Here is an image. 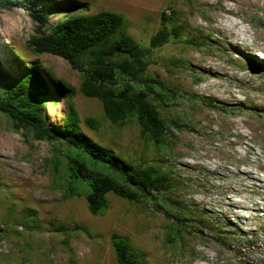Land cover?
<instances>
[{
    "label": "rangeland",
    "instance_id": "obj_1",
    "mask_svg": "<svg viewBox=\"0 0 264 264\" xmlns=\"http://www.w3.org/2000/svg\"><path fill=\"white\" fill-rule=\"evenodd\" d=\"M38 3L50 11L47 32L67 13L101 12L123 16L125 33L147 48L164 15L170 30L180 29L179 40L153 51L147 74L161 94L155 103L162 116L176 125L168 133L171 145L162 149L135 122L111 124L101 103L81 93V71L31 50L39 25L28 12L0 5V95L38 70L57 99L43 108L52 129L65 128L72 105L94 143L133 166L171 173L177 187L152 202L109 195L110 210L94 217L85 197L63 199L66 166L56 172L55 160L65 156L0 113V264H117L114 234L144 255L142 264H264V171L257 161L264 160V140L245 126L264 119V0ZM63 84L74 96L57 94ZM87 119L98 121L99 130ZM237 167L256 173L241 184ZM170 228L182 229L183 246L171 242Z\"/></svg>",
    "mask_w": 264,
    "mask_h": 264
},
{
    "label": "trees",
    "instance_id": "obj_2",
    "mask_svg": "<svg viewBox=\"0 0 264 264\" xmlns=\"http://www.w3.org/2000/svg\"><path fill=\"white\" fill-rule=\"evenodd\" d=\"M16 4L39 25L37 36L29 42L34 54L57 56L81 71V93L101 103L111 124L124 127L135 122L141 136L156 147L166 149L171 145L168 133L176 125L162 116L155 103V96L161 94L147 77L153 51L180 38L179 28L170 30L166 26L165 15L161 28L147 48L125 33V20L117 13L101 12L90 16L67 13L64 21L47 32L44 28L50 11L38 0H0L6 10ZM2 75L0 62V77ZM58 88L57 94L64 98L75 94L65 84ZM50 99L57 100L47 81L33 68L19 83L6 86L4 94L0 95V113L9 117L18 131L31 134L36 141L49 143L57 156H65L63 161L55 160L56 172H59V165L66 166L64 200L85 197L91 215L100 217L111 208L109 195L129 202L148 198L152 202L155 194L168 193L177 187L171 173L152 166H133L94 143L82 132L79 116L72 105L65 118V128L59 132L52 129L43 115V108ZM85 123L94 130L100 128V123L94 119H87ZM58 146H63L65 155H61ZM181 212L180 209L178 213ZM183 212L186 216L193 214ZM170 229L171 242L176 246L181 244L182 229ZM112 243L117 264H142L144 255L132 247L128 238L114 234Z\"/></svg>",
    "mask_w": 264,
    "mask_h": 264
},
{
    "label": "bare ground",
    "instance_id": "obj_3",
    "mask_svg": "<svg viewBox=\"0 0 264 264\" xmlns=\"http://www.w3.org/2000/svg\"><path fill=\"white\" fill-rule=\"evenodd\" d=\"M252 2V1H251ZM242 4H244V3H242ZM246 4V3H245ZM229 14V13H228ZM264 39V38H263ZM261 57H263L262 55H260ZM260 109H263V108H260ZM245 125V124H244ZM247 128H250V129H252L253 130V132H254V135H252L253 136V138L254 139H261V140H264V119H262V121H261V123H260V125L257 127V126H253V124H246L245 125ZM248 136V135H247ZM242 137V136H241ZM247 138V137H246ZM247 146H249V145H247ZM254 149L251 147V146H249V148H248V150H247V154H249V153H254ZM256 156H257V154H255ZM257 161H259L260 162V166H259V170L260 171H264V160L262 159V157H260V156H258L257 157ZM237 170H238V172H236V173H238L239 175H240V180H241V184H244L248 179H249V177H250V175H253V174H255L256 173V170L255 169H253L252 171H250V170H245V171H243V170H241L239 167H237ZM234 174H235V172H234ZM240 184V183H239ZM244 186H246V185H244Z\"/></svg>",
    "mask_w": 264,
    "mask_h": 264
}]
</instances>
